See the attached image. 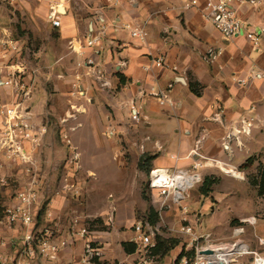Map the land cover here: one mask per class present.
Listing matches in <instances>:
<instances>
[{
    "label": "crops",
    "instance_id": "crops-1",
    "mask_svg": "<svg viewBox=\"0 0 264 264\" xmlns=\"http://www.w3.org/2000/svg\"><path fill=\"white\" fill-rule=\"evenodd\" d=\"M25 3L24 27L28 31L21 36L10 26L14 17L8 11L0 16V55L6 50L13 56V62L15 56L25 64L24 79L33 85L26 101L31 121L35 127L45 125L47 132L40 139L39 154L34 155L35 167L29 173L22 164L11 163L0 154V195L4 198L0 203L3 207L0 253L9 256L23 251L22 237L28 227L20 223L10 227L1 221L5 219L6 208L19 204L12 195L32 176L44 182L38 190L40 198L45 191L58 189L52 179L63 175L102 177L105 169H116L114 154H119V164H125L123 144L133 149L138 160L144 154L150 155L152 170L190 171L198 163L196 172L200 177L217 178V172L222 171L232 178L246 180L241 176L245 171L238 175V168L249 157L264 151V0L254 4L249 0L234 2L238 17L249 28L247 31L259 32L255 41L246 32L224 39L197 10H185L184 0H25ZM52 9H56L60 20L58 27L49 19ZM126 24L142 26L146 39L131 37L129 30L123 28ZM98 35L100 40L94 42ZM32 38L38 39L35 44H29ZM11 42L19 44L22 58L19 51H10ZM210 49L217 53L214 59L208 56ZM161 56L165 66L157 67L155 58ZM89 58L99 73L92 72V67L78 66ZM2 61L0 58V64ZM4 74L0 78L4 79ZM190 82L202 86L199 96L190 89ZM3 88L0 83V89ZM152 90L166 92L172 105L161 106L149 94ZM14 100L16 97L10 93L0 96V104ZM134 109L141 114L139 123L132 122ZM2 122L0 115V128ZM247 123L251 124L250 133L238 134ZM64 135L70 137V145L78 151L82 170L65 162ZM237 157L240 162L234 164ZM213 185L207 196L200 193L203 198L214 197ZM151 194V206L158 211L161 198L157 193ZM214 201L201 206L197 200L194 211L210 209L215 213L219 201L215 198ZM71 202L67 194H62L44 204L42 214L35 215L41 204L34 207L31 227L53 230L55 241L69 238L73 212L78 209ZM116 205L119 213L112 228L88 234L101 252V257L90 264L139 263L142 254L138 247L134 253H126L122 246L123 242L136 244L135 203ZM169 209L159 216L171 224L180 212L176 207ZM233 222L242 228L252 225L244 213L240 212L238 217L231 215L228 233L224 234L227 238L232 234ZM256 224L245 240L246 247L253 249L249 253L253 257L262 255L256 240L264 239V218ZM197 232L207 238L218 237L215 227L198 228ZM184 240L182 246L189 250L193 241L187 236ZM83 246L81 239L70 238L68 246L49 264H86L82 262ZM181 252L176 248L162 257H152L151 264H188L187 256ZM196 258L197 255L192 264ZM213 259L218 264L222 261L218 256ZM233 262L231 255L226 264Z\"/></svg>",
    "mask_w": 264,
    "mask_h": 264
},
{
    "label": "rangeland",
    "instance_id": "rangeland-1",
    "mask_svg": "<svg viewBox=\"0 0 264 264\" xmlns=\"http://www.w3.org/2000/svg\"><path fill=\"white\" fill-rule=\"evenodd\" d=\"M25 6H26L25 0H0V16L1 14L5 15L6 12L8 11L9 14L12 17H14V21L10 22L9 24L10 26H12L13 30L15 31L14 33L19 34L20 36L21 34H24L28 31L24 27V24L26 23L25 20L26 14L24 12L26 10ZM37 40H34L32 38L29 41V44L30 42H32V44H35ZM20 51L18 53L19 55H20ZM20 57L21 55L19 56V58ZM14 58H15L14 63L18 62L17 61L18 58H16L15 56ZM8 59L9 58H4L0 64V68H3V73H6L4 74L6 75V77L8 71L7 65L8 64L11 65L13 63L12 61L13 59L11 60ZM29 85L31 86V89H33L32 83H29ZM9 93L11 94V89L7 87L0 89V96L6 97L7 95H9ZM8 102L9 101H5L4 103H1L0 107L2 104ZM67 117H73V115L70 116L68 115ZM132 122L135 121L133 120ZM106 132L108 134L107 129ZM62 138L65 141L63 142V144L67 151L65 162L66 161L70 162V165L72 167H76L78 171L82 170V163L79 162L80 158L77 153L78 151L75 150V148L72 147L69 143H67L70 140L69 139L70 137H68V135H64ZM38 145L37 146L32 145V147H30L29 149V152L33 158H35L34 155L36 153L39 154L37 147L39 148L40 145L39 146ZM122 149H123L122 155H124V158H126L125 164L123 163L119 164L117 159L119 154H114L113 158L116 159L114 160L115 161L114 165H116V169L115 170L113 169L111 171L108 170L109 168L105 169L106 174L102 173L103 175L102 177L101 176L97 177L94 174L90 176H85L83 178L82 177L72 178L70 176L63 175L61 177H58L57 179H52V181L55 184H58L59 187L58 189L45 191L41 198L39 192L37 191L36 201L32 205L33 207H31L30 209L33 218H34V212L32 209L34 207L41 204L42 206H40L41 208L38 210L39 212L35 215L42 214L44 204L53 201L54 198L56 199L58 196L62 194L64 195L67 194L69 199L72 201L71 203L78 206L77 211L73 212L74 215L73 213L71 214V216L72 215L74 216L73 217L74 219H78L76 223L77 225L75 226L76 228H78V230L81 227H85L89 231V233L92 230L98 232L109 231L115 222V219L113 221L110 220L111 211L113 207L116 208V210L114 211L115 213L114 218H116L117 214L119 213L116 204L117 203L122 204L128 201L135 203L136 220L147 221L148 212L152 207L151 205L153 204V196L148 187L149 175L150 172L152 171V168H150L149 173L142 170L138 166L139 165L138 156L134 155L135 152L133 151V149L129 150V147L125 146V144L122 145ZM136 154H138V152ZM255 156H257L255 159V163L250 168L245 170L241 169L240 167L238 168V173H239L238 175H240L241 172L245 171V174H242L241 176H244L246 180L242 179L241 177L232 178L230 176H227L224 172L218 171L216 183L212 187V195L214 197H208V199H206V197L203 198V196L200 194V187L204 181V177H201V180L196 182L194 187L191 188L188 192L191 196V197H187V203L189 205L188 213H187L188 222L182 223L181 221L182 211H180L179 209L180 214L177 220L172 219L171 224H169L165 220L160 219V223L159 224L157 223L159 227V231L155 229V237L156 235H160L164 238L177 239L179 241V244L175 246L172 250L176 248H180L182 251L181 253H184L186 251H190L191 249H195V255L197 254L198 249L202 251L208 248L214 250L218 248H230V247L237 248V251L232 253V259L234 261L233 262L234 264H253V263L256 264L255 261L256 258H260V259L264 258V243H263L264 239L256 240L259 243L258 252L262 253L261 256L255 255L253 257L252 254H249V253H253V249L248 247L246 252H243L242 250L243 246H246L245 240L247 239V237H249L252 234L251 229L253 230V228H256L257 221H261V219L264 218L263 200L257 195L256 189L249 186V184L247 183L248 176L255 175L258 171V168L264 166V151ZM8 161L11 160L8 159ZM238 162L240 161L238 160L237 157L233 161V163L236 164ZM11 163L13 162L11 161ZM34 165H31L30 168L28 166L30 171L33 169V167H35ZM23 166L27 170V166L26 165ZM196 171H198V168L194 169L192 165L191 170L188 172L197 173ZM42 183L44 184L42 180H39L40 186L42 185ZM143 193L145 194L144 196ZM12 196L17 197V194L15 193ZM214 198L219 201L217 206V211L215 213H213L212 210L210 209H206L201 212L199 210H197V212L196 210L194 211V208L197 204V200L200 202V205L202 206L205 202H207L208 205L215 203ZM2 202H4V198L0 195V203ZM2 209L3 207L0 205V214ZM167 209L170 210L169 208ZM240 212L244 213L245 217L250 221V223H252V225L242 228V226L239 223L235 224L233 222V224H231L232 234L230 235V237L227 238V236H225L224 234L228 233V229L230 226L228 223V219L231 215H233V217H238ZM175 213L176 212H174V216ZM253 215L257 219H253L252 217ZM48 216H51V214H48ZM102 217H105V220H103ZM174 220H176V222H174ZM175 223L177 224L175 225ZM173 224L174 226H172ZM183 225L192 226L193 234L192 232L191 233L183 232L181 230ZM71 226H73V224H71ZM214 227L216 228V232L218 233L217 236L219 238L218 237L207 238L206 236L201 235L197 232L198 228H203L204 230H210V229L214 230ZM238 228H241L242 230L241 233L235 232V230ZM49 230L52 233V238H54L55 234L53 233V230L51 229ZM33 231L40 233L43 230L42 229L39 230L34 226ZM70 233H72V227H69V231L67 234ZM194 235L197 238L195 241L192 240L193 246L189 248V250L188 249L186 250L185 246H182V243H184V241L186 240V239L184 240V237L187 236L189 237V239L190 238L192 239ZM92 243L94 246H97V242H92ZM224 250L225 249H219V251H224ZM171 251H169L168 253H170ZM159 258L161 257H156L155 259L158 260Z\"/></svg>",
    "mask_w": 264,
    "mask_h": 264
},
{
    "label": "built area",
    "instance_id": "built-area-1",
    "mask_svg": "<svg viewBox=\"0 0 264 264\" xmlns=\"http://www.w3.org/2000/svg\"><path fill=\"white\" fill-rule=\"evenodd\" d=\"M249 1L252 4L257 2V0ZM234 2L235 0H184V9L197 10L226 40L233 39L246 32L248 38L255 41L259 32L253 30L247 31L249 28L238 17ZM49 19L55 27L60 26V20L56 17V9H52L49 14ZM123 28L129 30L131 37L138 38L142 41L147 37V33L142 26L134 27L126 24ZM102 32H104V28ZM100 38L101 36L98 35L93 38V41L98 42ZM8 46L11 52L19 51L18 43L11 42L10 44L8 43ZM216 55L217 53L213 49L208 51L210 59H214ZM0 56L1 59L9 58L8 60H11L13 57L6 50ZM93 64L94 61L89 58L85 62L79 63L78 66L85 65L93 69ZM155 65L157 67H164V57L155 58ZM7 69V77L0 79V83L2 86L11 89V94L16 97V100L2 104L0 107V115L3 118L2 127L0 128V154H3L12 162L26 165L29 173V168L35 164L29 149L32 145L37 146L40 143V139L46 134L47 128L46 126L35 127L32 124L31 114L26 105V101H28L32 94V89L24 79L26 73L25 64L22 61L13 62L11 65H7ZM92 72L99 73L97 69H93ZM3 74V68H0V76ZM149 94L156 97L161 106L172 105L166 92L152 90ZM131 115L135 122L139 123L141 121V114L137 110L134 109ZM250 126V123L243 125L237 133L249 134ZM233 137L237 139L236 136L233 135ZM67 143L70 144V141ZM199 166L200 164L198 163L193 164L194 169H197ZM200 180L201 177L197 173H189L184 170L170 172L166 168L153 169L149 175L148 187L152 193H157L161 198L158 212L160 213L166 208L176 207L182 211V223L188 222V205L186 203L187 197L189 196L188 192ZM39 187V179L32 176L17 193L19 200L18 206L5 209V222L1 221V223H5L10 227L14 223H20V225L26 226L28 229L22 237L23 251L17 255L13 254L9 256L0 253V264H32L37 260L40 261V264H49L58 258L64 247L68 246L70 238L72 240L81 239L84 242L82 262L90 264L95 259L100 258L101 252L98 246H94L92 243L94 241L88 238L89 231L85 227H81L79 230L75 227L78 219H73L71 222L73 224L71 226L72 233L69 234V238L67 239L55 241L49 229L43 230L40 233L33 231L31 225L34 223V218L30 209L36 201V193ZM115 210L116 208L113 207L110 217L112 221L115 219ZM155 229L156 226H152L147 221H137L133 225V230L136 233L135 242L138 250L142 254L138 264H151L153 257L151 251L156 243L154 240ZM181 230L185 233H191L193 228L190 225H183ZM235 232L241 233L242 230L238 228ZM196 238L194 235L192 240L195 241ZM200 251L198 249L194 264H207L208 261H215L209 256L201 255ZM259 259L256 258V263Z\"/></svg>",
    "mask_w": 264,
    "mask_h": 264
},
{
    "label": "trees",
    "instance_id": "trees-1",
    "mask_svg": "<svg viewBox=\"0 0 264 264\" xmlns=\"http://www.w3.org/2000/svg\"><path fill=\"white\" fill-rule=\"evenodd\" d=\"M190 89L192 92L199 96L200 90L202 86L198 84L197 82H190ZM257 156L253 155L249 157L244 164L240 166L241 169L245 170L250 168L254 163ZM152 160V157L148 154L142 155V157L139 160V168L149 173L151 164H149ZM216 182V178L211 177H205L203 184L200 187V193L204 195H208L211 186ZM248 183L251 187L255 188L257 191V195L263 200L264 202V166L258 168V171L255 175L248 176ZM145 194L143 193V196ZM160 221L159 213L156 211L153 207L150 208L148 212V218L147 222L151 224L152 226H156L157 223ZM155 246L152 248L151 255L153 257L155 256H164L168 254L169 251H171L175 246L179 244V241L177 239L173 238H164L160 235H156L155 237ZM122 246L126 253H134L137 249V245L132 242H123ZM184 254L188 258V264H192L191 261L195 257V249H191L190 251L184 252Z\"/></svg>",
    "mask_w": 264,
    "mask_h": 264
},
{
    "label": "bare ground",
    "instance_id": "bare-ground-1",
    "mask_svg": "<svg viewBox=\"0 0 264 264\" xmlns=\"http://www.w3.org/2000/svg\"><path fill=\"white\" fill-rule=\"evenodd\" d=\"M60 11H63V8L62 7L60 8ZM240 248H242V247H240ZM219 249H225V250L224 251H219ZM216 250H218L217 253H216V256L220 257V259L222 260L221 263L226 264L230 260V257L232 255V253H234L235 251H237V248H231V247L230 248H218ZM242 250H243V252H246L247 251V247L246 246H243V249ZM213 258L214 257H212V259ZM256 264H264V258L259 259Z\"/></svg>",
    "mask_w": 264,
    "mask_h": 264
},
{
    "label": "water",
    "instance_id": "water-1",
    "mask_svg": "<svg viewBox=\"0 0 264 264\" xmlns=\"http://www.w3.org/2000/svg\"><path fill=\"white\" fill-rule=\"evenodd\" d=\"M217 251L218 250L208 248V249H204V250L200 251V254L206 255V256H209L210 258H212V257L216 256ZM207 264H217V263H215V261H208ZM219 264H223V263L220 262Z\"/></svg>",
    "mask_w": 264,
    "mask_h": 264
}]
</instances>
